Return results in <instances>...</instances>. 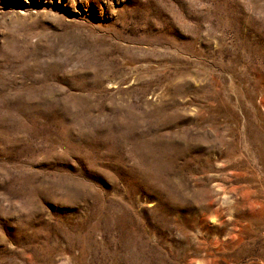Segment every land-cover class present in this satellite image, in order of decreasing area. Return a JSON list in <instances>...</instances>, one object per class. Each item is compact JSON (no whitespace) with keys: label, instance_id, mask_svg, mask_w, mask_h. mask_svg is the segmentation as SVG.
<instances>
[{"label":"rangeland","instance_id":"374dc122","mask_svg":"<svg viewBox=\"0 0 264 264\" xmlns=\"http://www.w3.org/2000/svg\"><path fill=\"white\" fill-rule=\"evenodd\" d=\"M0 264H264V0H0Z\"/></svg>","mask_w":264,"mask_h":264}]
</instances>
